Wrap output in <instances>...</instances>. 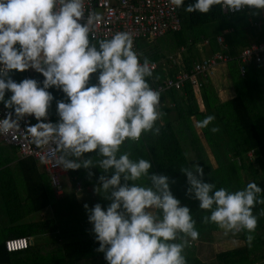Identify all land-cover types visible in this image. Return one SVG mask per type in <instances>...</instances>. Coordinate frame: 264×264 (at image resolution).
<instances>
[{
  "label": "clouds",
  "instance_id": "9594fccd",
  "mask_svg": "<svg viewBox=\"0 0 264 264\" xmlns=\"http://www.w3.org/2000/svg\"><path fill=\"white\" fill-rule=\"evenodd\" d=\"M170 3L181 7L184 0ZM214 5L264 10V0H195L185 11L207 13ZM100 19L92 11L86 15L85 0H0V103L8 109L0 119V134L34 117L37 123L26 126V133L38 147L55 146L57 166L65 171L98 167L111 173L98 178L99 188L109 193L106 209L100 203L84 205L99 242L96 250L105 254L107 264H186L184 249L199 238L190 208L174 197L167 176L149 175V160H132L127 152L118 156L125 140L138 142L142 133H160L156 122L163 115L161 93L146 79L153 67L147 57L141 62L129 32L92 43ZM29 69L42 74V83L33 78L16 82L10 75ZM93 74L96 83L91 82ZM51 88L67 98L56 102V122L49 119ZM7 92L11 95L6 99ZM214 119L209 115L196 127L205 128ZM86 153L101 159L94 162ZM248 155L253 157L254 151ZM180 171L187 177V195L211 212L203 222L216 224L226 235L246 232L251 246L257 226L252 209L264 204V190L255 182L234 192L216 190L204 180L199 164ZM141 178L148 184L135 183Z\"/></svg>",
  "mask_w": 264,
  "mask_h": 264
},
{
  "label": "trees",
  "instance_id": "16d2710c",
  "mask_svg": "<svg viewBox=\"0 0 264 264\" xmlns=\"http://www.w3.org/2000/svg\"><path fill=\"white\" fill-rule=\"evenodd\" d=\"M192 3H195V0H184V5L178 7L179 15L182 19V30L168 33L157 39L147 40L141 38L137 39V42L135 41L140 59L143 60L144 57H147L149 60L163 59L165 52L160 48V44L158 43L160 39V43L165 48L168 47L170 52L177 53L176 55H183L184 51L181 52L180 49L181 47H186L185 57H182V59L187 69H190L194 67L193 64L199 61L197 59L200 58V55L196 50L198 45L207 40L209 46H211L209 48H212L213 53L217 51L228 53L232 57V60L227 64L238 66L241 51L251 42L249 36H253L255 29L248 25V22L242 24L238 20L240 12L225 13L221 5L212 6L207 13H200L199 11L186 12L185 7ZM219 34L225 36L226 47L221 48L217 44V36ZM91 41H93L92 43H97L99 40L91 39ZM193 50L196 52L195 59L191 58ZM262 61L253 63H261ZM224 65L220 66L218 74L215 71L209 77L204 78L203 83L199 80V84L202 86L201 89L206 94L203 97L204 110L215 108L216 114L214 115H218L220 122L224 123V120L228 121L226 131L223 132L222 137H226L227 133L230 132L229 130L232 133L229 147L221 143L219 151H217L213 147L212 142L210 143L212 153L218 163L217 167H214L213 163L210 165V160L212 159L209 158L206 151L201 150L197 152L198 156L194 157L191 150L189 151V147H184V140L188 142L190 139V141L196 142V134L190 128V133L192 134H188V137H184L185 134L182 135V133L178 134L176 132L170 135L167 133L168 126H166L160 127L159 135H154L153 132H145L142 133V138L138 142L125 140L121 145L123 151L130 153V156L132 155L135 159L143 158L153 161L154 167L153 170L152 168L149 169V175L156 172L167 176L170 181V190L174 197L181 201V206H188L190 208L192 218L195 221V228L199 232V238L194 240L196 244L193 247H190L191 245L185 247L183 255L185 256L186 264H198V259L196 258L198 256L195 255L198 242L199 247L202 248L204 244L211 240L212 232L220 228L214 223L203 222L204 217H202V213L199 211V201L187 195L189 185L187 184L186 175L180 171L182 168L191 167L192 164H199L204 169V180L215 184L216 190L220 188H225L230 192L243 190L250 182L257 183L264 190V95H259L257 87L251 86L247 92L241 91L234 94L232 98L222 101L221 97L215 93L217 91V94H219L218 88L211 86L212 80L209 81V79H211V76L213 78L215 76L218 77L224 70L231 77L229 70L233 66H229L227 70ZM262 67L261 64L255 65V69L258 72L263 70ZM249 72L247 67V72L243 75L246 77L241 78L247 80ZM154 77H157V72H153L151 78L153 79ZM198 78L201 79L202 75H199ZM252 84L259 85L260 83L254 78ZM257 103H262L263 105ZM196 107L197 105H195ZM193 110H191L190 116L196 114L199 119L203 118L201 114L202 109L198 112ZM168 137L170 138L168 139ZM177 137H183L181 142ZM250 150L254 151L253 157L248 155ZM228 153L232 155L228 156ZM17 165L23 169L28 181L27 197L24 196V199L28 200L31 207L29 212H34L37 210L36 208H44L49 205L53 207L54 204H57L58 197L55 194L54 188H52L53 186H50L51 180L49 175L43 176L38 173L37 160L29 157L22 159ZM79 173H77L78 177ZM75 175L76 172L74 170L70 171V176L74 183ZM39 178H45L42 180L44 194L38 190ZM145 182H148L146 178ZM262 196H264V193H262ZM24 199H21V196L18 194L15 195V198L7 201V206L5 201L1 213L8 214V219L11 221L27 217V214L23 210L24 204H21ZM10 201L12 202L10 203ZM79 206L83 211L81 205ZM16 207L19 209L15 210ZM252 211L253 215L257 217V226L252 233L254 239L251 242V246H249V242L246 239V232L236 233L234 234V238L236 239L233 247L219 252V260L214 264H264V204H256ZM156 214H160L159 210H157ZM210 214L209 210L208 216ZM78 219L81 221L83 229L67 231L66 233L73 236L78 231L79 236L67 240L68 243L56 241L55 245L61 248H57L51 258H47L44 261L38 260L37 264H55V256L57 257V253L62 250L76 252L79 256L78 260L86 257L88 253L97 251L99 242L96 239H91L90 236L82 234L85 230L88 234L92 232L93 227L88 228L87 226L91 223L84 221L86 220L85 216ZM29 223L27 225L32 227L31 230H21V234L53 233L59 228V225L57 227L53 219L47 220L45 222L46 226L42 222ZM27 225H21V228ZM5 229L6 236H9L7 233L10 229ZM6 238H0V264H33L29 263L31 257L28 256L33 255L34 258L38 257L39 254L37 248L35 249L34 247L35 244L25 251L9 252L5 247ZM175 242L180 241L177 240ZM70 252L66 254V259L72 255ZM92 258L98 262L97 259L99 258L96 253ZM69 263H77V258L75 257L72 260L67 259L66 264ZM106 263L107 261L105 260ZM100 264H103V262Z\"/></svg>",
  "mask_w": 264,
  "mask_h": 264
},
{
  "label": "crops",
  "instance_id": "0c3cea01",
  "mask_svg": "<svg viewBox=\"0 0 264 264\" xmlns=\"http://www.w3.org/2000/svg\"><path fill=\"white\" fill-rule=\"evenodd\" d=\"M253 11L254 10L239 14L240 15L239 19L242 24H246L248 22L247 24L255 29V31H253V36L252 35L249 36L251 39V42L249 44L253 42L264 41V20H257L260 24L256 23L255 21H252V19L254 18L252 17L251 13ZM252 23H254V26ZM219 37L223 38L222 43L219 41ZM217 38H218L217 44L221 48L226 47L225 46V36L223 34H219ZM144 39L152 40L149 38H144ZM136 42L133 44V50L139 55ZM206 45L208 46H207V49L204 51V53L202 52L203 51L202 44L198 45L196 50L199 53L200 58L197 60H200L203 57L205 58L211 57L213 55L212 48H208V47H211L209 46L208 42L206 43ZM180 51L181 52L184 51L183 55H176L177 53H173V56H171L172 64H170L168 67L165 65L166 63H161L160 60H149V61H156L158 63V68L155 71H153V72H157V77H154L153 79L151 77L146 78L147 82L149 83L151 87L155 86L156 84L163 83L166 78L174 76L176 73L180 72L181 70H188L184 63V60L182 59V57H185L186 47H181ZM206 52L208 53V55H206ZM227 63H228L227 61L220 62L217 66L214 67L213 72L216 71V73L218 74V69L223 64H225L224 67H226V69L228 70L229 66H231L232 64L228 65ZM257 64H261L263 66L262 67L263 70L261 72H258V70L255 69V65ZM232 66L233 67L229 70L231 74V78L229 80V86L235 89L237 91L236 93H239L241 91L247 92L248 88H250L251 86H254V87L256 86L258 89L257 90L258 94L264 95V55H263V61L261 63H249L247 65L250 71L247 80L242 79L243 77H246V76H243L242 73L240 72V63L238 66L237 65L236 66L232 65ZM31 70L29 69L25 72L13 71L10 75L12 79H14L16 82H20L24 78H33L42 83L44 79L42 74L37 73L35 70H32V71ZM96 75L97 74H93V78L91 81L92 83H96ZM227 76H229L228 73H227ZM254 78L259 81L260 83L259 85L252 84V81L254 80ZM199 80L203 83L204 78H201ZM201 87H202L201 85L194 86L189 81V82H186V85L182 89L172 88L164 93H161L159 111L163 115L156 122V127L160 128V127L168 126V129H167L168 134L171 135V133H175V132L178 134L182 133V135L185 134L184 137H188L187 136L188 134H192L190 133L191 132L190 129H191L192 132L196 134V137H204V139L206 140V136L204 135V132L202 135L200 129H199L200 133L197 131L198 128L196 127V123L199 121V117L196 114L190 116L192 109H194L193 111H197V112L200 111L201 109L202 110L205 109V105L203 103L204 102L203 97L206 94L201 89ZM49 91L54 96V100L49 109V119L52 122H56L59 119L57 112H56V107H57L56 102L58 100L67 101V98L61 90H58L56 88H51L49 89ZM10 95L11 93L7 92L6 99L10 97ZM233 96L223 97L222 95H220L222 101H226L232 98ZM0 104L4 106L3 103H0ZM257 104L263 105L262 103H257ZM195 105H197L196 108H195ZM214 117H215L216 123L220 122V118L218 117V115H214ZM142 135H141V138H142ZM169 138L170 137H168V139ZM177 138L179 139V137ZM180 139L182 140L183 138L180 137ZM185 144H187L186 140L184 141V145ZM186 147H188V145ZM206 148L207 149L209 148L211 150L208 140H206L205 144H203L202 150L206 151L209 158H212L214 156V154L212 153V150H211V155H212L211 157V155L208 153ZM189 151H190V148H189ZM85 157L86 158L92 157L94 162L99 161L98 159H100V156H98L96 153H86ZM130 157L133 160H138V159H135V157L133 156H130ZM25 158H29V157L27 156L24 157V156L19 155L17 149H15L14 146L5 143L0 138V214H2L1 210H2V206L4 205L5 201H6V206H7V201L9 199L11 200L12 198H15V195L19 194L20 196L25 195V197H27L28 181H27V178L25 176L23 169L18 167L17 165L18 162L22 161V159H25ZM148 160L151 163L152 165L151 168L153 170L154 162L151 161L150 159ZM37 171L40 175H43V176L47 175V172L45 171L43 164L40 163V161L38 160H37ZM70 171L72 170H67V174L63 176L64 194L58 195L54 189L55 194L58 197V202H56L57 206L52 207L51 205H49L44 208H36L37 210H35L34 212H42V216H41L42 218L41 219L39 218L38 220L35 218L28 219V222L30 223L42 222L44 224L47 220L53 219L57 227L59 225V228L57 229L56 232H53V233L45 232L43 234L37 233V234L23 235L21 234V230L30 231L32 227L27 225L21 228V225H17L14 223H7L8 226H6L5 228L10 229L7 233L9 234V236H6V232L4 233L3 236H0L1 238L7 237L6 239L12 238V237H21V236L32 238L33 245L35 244L34 247L35 249L37 248L39 255L37 258H34L33 255L28 256V257H31V259L29 260V263L31 262L33 264H37L38 260L44 261L47 258H51V256L54 254V251L57 248H61L55 245L56 241H54V245H50L48 247L43 245L41 241H43V238L45 236L51 235L53 238H58V237L60 238V235H62L64 232L66 233L67 231L70 232L72 230H77V227L73 226V221L68 217L78 219L79 217L85 216L86 220L84 221L89 222L88 212L84 207L85 204H87L89 208L94 207L97 203H100L105 209L108 206L109 202L106 198L108 197L109 193H106L103 191L102 188H99L100 185H99L98 178L101 175L110 176L109 174L110 172L106 174L103 172L102 169L98 167H94L91 169L80 168L78 170H74L76 172V175L74 176V180H75V183H74L70 176ZM89 171L94 173V175L89 177L88 175ZM78 172H80L79 177L77 176ZM153 174H158V173L153 172ZM44 179L45 178L38 179L39 181L38 190H40L43 194H44L43 192L44 185L42 183V180ZM78 180L81 181L80 183L81 189L77 188ZM50 186L52 187V184ZM97 187H98L97 189L98 192L96 191ZM11 202L12 201H10V203ZM105 202H108V203H105ZM21 204L28 205L29 203L27 199H24L21 202ZM79 205H81V207L83 208V211L80 209ZM32 213L33 211L29 212L27 215V218L28 216L30 217ZM1 220L2 218H0V221ZM8 220L9 219H7V221ZM0 226H2V224H0ZM87 226L88 228L93 227L92 224H89ZM89 235L91 239H95V234L93 232L91 233L89 232ZM76 236H79L78 231H77V234L73 236L66 234L65 239L71 240ZM57 241H61V239ZM68 252L70 251H65V250L59 251L57 253V257L55 256V260H56L55 264H66L67 259L72 260V259H75V257L77 258V263L81 260H85V261L88 260V262H90V260L95 255V253L98 255V258L100 260H102L101 257L105 256L103 252L95 251V252L86 254L87 255L86 257H84L81 260H78L79 256L76 254V252L71 251L70 253L72 255L67 257L66 259V254Z\"/></svg>",
  "mask_w": 264,
  "mask_h": 264
},
{
  "label": "built area",
  "instance_id": "2783aa9c",
  "mask_svg": "<svg viewBox=\"0 0 264 264\" xmlns=\"http://www.w3.org/2000/svg\"><path fill=\"white\" fill-rule=\"evenodd\" d=\"M86 15L92 11L100 16V22L95 26L93 37L90 39H109L115 33L126 31L132 34L133 44L137 39L149 38L157 39L167 33L179 32L182 30V19L179 15L178 7L172 5L170 0H85ZM225 13L250 12L256 9L244 7L239 10L222 7ZM264 54V41L247 45L239 56L240 72L245 75L247 65L253 62H260ZM231 56L224 52H216L211 57L202 58L196 62L194 67L188 70H181L172 77H168L161 84H156L152 88L164 93L172 88L182 89L184 83L191 82L194 86H199V75L206 78L212 75L214 67L220 62L229 61ZM142 62V60H141ZM153 71L158 68L156 61H150ZM3 105L0 104V119L7 113ZM34 117H26L21 121V126L9 133L0 134V138L5 143L14 146L19 155L33 157L43 164L45 171L50 177L51 184L58 195L64 194L63 176L67 174L62 167L56 165L55 146H36L30 136L26 133L25 127L35 124ZM141 139V138H140ZM252 152H250V155ZM78 189L81 184L78 183ZM31 238L12 237L5 241V246L9 252L28 249L31 245Z\"/></svg>",
  "mask_w": 264,
  "mask_h": 264
},
{
  "label": "rangeland",
  "instance_id": "374dc122",
  "mask_svg": "<svg viewBox=\"0 0 264 264\" xmlns=\"http://www.w3.org/2000/svg\"><path fill=\"white\" fill-rule=\"evenodd\" d=\"M251 15L254 18V19H252V21H255L256 23H259L257 20H264V10H257L256 9V10H254L251 13ZM238 20H240V19L238 18ZM252 24L254 26V23H252ZM217 40H218V38H217ZM260 42H263V41H258V42H253V43H260ZM158 43L160 44V48L165 52L164 53L165 54V57L163 59H161L160 62L161 63H166L165 65L168 67L170 64H172L171 56H173V53L169 51V48L168 47L165 48L160 43V39L158 40ZM225 45H226V42H225ZM207 46L208 45L204 44V42L202 43V48H203V51L202 52L203 53L207 49ZM206 55H208L207 52H206ZM191 58H193V59L196 58V52H195V50H193V53L191 55ZM230 78H231L230 76H227L225 70L222 71V73L218 77L215 76L213 78L211 76V79H209V81L212 80L211 86L218 88L219 94H217V95H219V96L222 95L223 97H229V96H233L234 94H236L237 91L229 86V80H230ZM215 93H217V91H215ZM201 114L203 116V118H201V120H203L205 117H207L209 115L216 114V109L215 108H209V109H206V110H202ZM201 120L199 119V121H201ZM223 122L224 123H222V122L216 123V120L214 119L205 128H198L197 127L198 128L197 131L199 132V129H200L202 135H203V132H204V135L206 136V140H208V142L210 141L209 144L212 142L213 147L217 151H219V145H221V143L223 145H226V146L229 147L230 146V144H229L230 137H232L231 130H229L230 132L227 133L226 137H222L223 132L226 131V128H227V125H228V121L224 120ZM223 124H226V125H223ZM221 125H223V126H221ZM212 127H218L220 130L218 132H216V133H213L210 130ZM179 139H180V137H179ZM206 140L204 139V137H196V142H192L189 139L188 142H187V144L184 145V147H186L188 145V147L190 148L193 156L194 157H197L198 156L197 155V152H200L203 149V144H205ZM205 147H206V145H205ZM207 151L211 155V150L209 148L207 149ZM123 153H126V152L123 151V148L121 146L120 152L118 153V156L120 154H123ZM231 155H232L231 153H228V156H231ZM211 157H212V155H211ZM100 159H101V157H100ZM100 159H98V160H100ZM130 159H132V158L130 157ZM211 159L212 160H210L211 161V164L210 165H212V163H213V166L214 167H217L218 166V163L216 162L215 157L213 156ZM208 182H210V181H208ZM78 183H81V181L78 180L77 181V185H78ZM135 183L140 184L142 186L148 184V182L147 183L145 182V178H141L140 180L136 181ZM70 191H68V192H70ZM24 196L25 195H21V199H24ZM108 202H105V203H108ZM56 206H57V204H54L53 205V207H56ZM18 209H19L18 207L15 208V210H18ZM23 210L28 215V212L31 210L30 205L29 204L28 205L27 204H24L23 205ZM149 211H152L154 214H156L157 209H150ZM199 211L202 213V217H206V216L209 215V210H204V209H201L200 208ZM41 216H42V212H33L30 215V217L28 216V218L26 217L24 219H18V220H14V221H11L9 219L7 221V219L9 218V215L8 214H0V218H2V220L0 221V224H2V226H0V236H3L4 233L6 232L5 227L8 226L7 223H14V224H17V225H27L29 218H35V219L38 220L39 218L40 219L42 218ZM68 218H70L73 221V226H76L78 230L83 229L82 228V223H81V221L79 219H75V218H71V217H68ZM66 234H68V233H65L64 232L62 235H60V238L59 237L58 238H53L51 235L45 236L43 238V241L44 242L41 241V243H43V245H45V246L48 247L50 245H54V241H57L59 239H61V241H63V242H67V240L65 239V235ZM82 234L84 236H90L87 233L86 230L84 232H82ZM235 239L236 238H234V234L229 233V234L226 235L222 229H219V230L218 229H215L214 232H212V238H211V240L209 242H207L206 244H204V246L202 248L199 247L200 246L199 245V242L197 244V248L195 250V255H197L198 257H196V256L195 257L198 259V264H214V263H216L219 260L218 253L226 250L227 248L233 247V245L235 244ZM194 244H196V242L190 240V243H189V245H191L190 247H193ZM101 258H102V260L99 259L98 262H96V260H94L92 258L90 260V262H88V260H86V261L85 260H81L78 263H69V264H100L102 262H103V264H105V260H106L105 259V256H103Z\"/></svg>",
  "mask_w": 264,
  "mask_h": 264
},
{
  "label": "bare ground",
  "instance_id": "6f19581e",
  "mask_svg": "<svg viewBox=\"0 0 264 264\" xmlns=\"http://www.w3.org/2000/svg\"><path fill=\"white\" fill-rule=\"evenodd\" d=\"M219 41L222 43L223 42V38L222 37H219ZM191 83V82H190ZM192 84V83H191ZM186 84L184 83V86H185ZM183 86V87H184Z\"/></svg>",
  "mask_w": 264,
  "mask_h": 264
},
{
  "label": "water",
  "instance_id": "95a60500",
  "mask_svg": "<svg viewBox=\"0 0 264 264\" xmlns=\"http://www.w3.org/2000/svg\"><path fill=\"white\" fill-rule=\"evenodd\" d=\"M32 243H33V240H32Z\"/></svg>",
  "mask_w": 264,
  "mask_h": 264
}]
</instances>
